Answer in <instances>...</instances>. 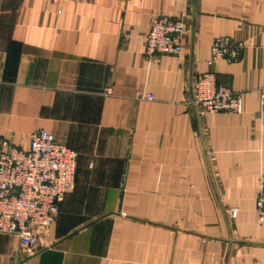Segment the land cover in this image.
<instances>
[{
	"label": "crops",
	"instance_id": "obj_1",
	"mask_svg": "<svg viewBox=\"0 0 264 264\" xmlns=\"http://www.w3.org/2000/svg\"><path fill=\"white\" fill-rule=\"evenodd\" d=\"M156 18L186 22L181 54L146 53ZM227 37L238 61L209 65ZM207 73L240 114L192 105ZM263 90L264 0H0V144L77 153L40 250L0 233V264H264Z\"/></svg>",
	"mask_w": 264,
	"mask_h": 264
},
{
	"label": "built area",
	"instance_id": "obj_2",
	"mask_svg": "<svg viewBox=\"0 0 264 264\" xmlns=\"http://www.w3.org/2000/svg\"><path fill=\"white\" fill-rule=\"evenodd\" d=\"M66 4L82 0H48ZM188 26L183 19L156 18L146 36L148 55H179L184 48ZM243 44L231 38H216L212 46L214 65L219 60L237 62ZM110 90L107 91L109 93ZM264 95V90L262 91ZM192 105L203 113L240 114L241 96L227 87H218L212 73L198 75L192 85ZM140 100H153L139 91ZM77 153L58 143L45 130L33 134L28 147L7 140L0 144V233L12 234L27 256L40 250L41 234L51 227L60 204L75 186ZM258 223L264 226V182L255 203ZM237 218L238 210H231Z\"/></svg>",
	"mask_w": 264,
	"mask_h": 264
}]
</instances>
